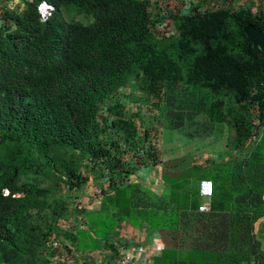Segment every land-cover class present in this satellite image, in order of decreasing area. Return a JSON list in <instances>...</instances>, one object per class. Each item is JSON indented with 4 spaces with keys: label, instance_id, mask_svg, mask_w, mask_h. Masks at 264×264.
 <instances>
[{
    "label": "trees",
    "instance_id": "16d2710c",
    "mask_svg": "<svg viewBox=\"0 0 264 264\" xmlns=\"http://www.w3.org/2000/svg\"><path fill=\"white\" fill-rule=\"evenodd\" d=\"M40 2L52 7L43 21ZM68 8L90 21H65ZM170 19L171 33L156 38L146 0L0 2V264H36L37 248L43 263L69 253L65 242L85 233L82 209L49 204V189L21 175L44 169L76 190L85 167L100 170L109 188L102 209L86 216L93 236L117 220L141 221L162 242L151 264H264V54L242 31L264 29V8L193 9ZM131 76L147 96L167 82L195 88L192 108L232 129L234 154L202 164L188 155L159 160L119 105L105 108ZM128 151L149 161L130 166L120 159ZM30 156L40 160L35 167ZM147 164L159 166L161 193L128 179ZM200 180L211 184L204 212Z\"/></svg>",
    "mask_w": 264,
    "mask_h": 264
},
{
    "label": "rangeland",
    "instance_id": "374dc122",
    "mask_svg": "<svg viewBox=\"0 0 264 264\" xmlns=\"http://www.w3.org/2000/svg\"><path fill=\"white\" fill-rule=\"evenodd\" d=\"M22 1L0 0L2 4L9 7ZM146 1L150 17L157 19L154 33L156 38L171 33L173 25L170 15L188 14L193 9L205 11L217 7L230 8L226 0H219V2L215 0ZM63 17L65 21L77 20L82 24L90 21V16L74 14L70 8L64 9ZM197 96L195 88L180 81L165 83L156 97L147 96L138 88L136 80L131 76L126 85L120 87L115 95L107 99L105 108L113 104L119 105L124 117L136 126L140 140L143 137L144 141H139V144L146 146L150 143L161 161L186 155L190 161L198 164L210 160H223L227 157L226 151L229 150L227 144L233 134L232 129L224 123H210L201 111L194 110L192 105ZM203 100L207 101V96ZM104 112L107 120H110L111 114L105 110ZM110 137L117 139L122 145L118 134H111ZM1 150L0 148V152ZM31 158L28 159L33 161L32 167H35L40 160L34 156ZM120 159L130 166L132 161H149L143 155L142 157L132 156L129 151L122 154ZM99 171L88 170V167H85L87 180L76 190H68L62 180L55 179L44 169L36 172L26 168L21 175V180L42 189H49L45 193V199L49 204L57 201L72 211H78L82 209V205L98 207L105 203L109 193L108 180L107 177L101 176ZM158 175L159 166L147 164L132 170L128 174V179L158 194L163 190ZM119 177H116L118 183L121 182ZM105 222L109 220L105 219ZM259 240V247L264 252V235ZM36 252L39 260L35 263L42 264L43 262H39L42 248H37Z\"/></svg>",
    "mask_w": 264,
    "mask_h": 264
},
{
    "label": "crops",
    "instance_id": "0c3cea01",
    "mask_svg": "<svg viewBox=\"0 0 264 264\" xmlns=\"http://www.w3.org/2000/svg\"><path fill=\"white\" fill-rule=\"evenodd\" d=\"M227 4L230 6L229 9L234 10L249 8L255 11L264 8V0H229ZM226 153L227 157L223 160L234 154L230 149ZM101 209V206L82 205L80 229L85 232L84 235L73 241H66L69 253L60 249L61 256L52 258L49 264H108L124 251H130L135 256L137 264H151V257L158 254L162 247L159 235L149 230L141 221L117 220L109 230H104L95 237L92 231L86 228V216ZM78 219L79 217L75 219V225H78ZM98 220L99 223L105 222L101 217Z\"/></svg>",
    "mask_w": 264,
    "mask_h": 264
},
{
    "label": "built area",
    "instance_id": "2783aa9c",
    "mask_svg": "<svg viewBox=\"0 0 264 264\" xmlns=\"http://www.w3.org/2000/svg\"><path fill=\"white\" fill-rule=\"evenodd\" d=\"M52 7L44 2H40L37 5V11L39 14V18L41 21H43L51 11ZM211 193V184L208 180H200L199 182V195L201 197V202L197 205V211L204 212L209 209L208 204V197ZM74 223L76 220H73ZM79 221V219H78ZM53 259L56 258V256L52 257ZM51 258V259H52ZM108 264H137V260L135 256L130 251H124L119 253L111 262ZM248 264H253L252 261H250Z\"/></svg>",
    "mask_w": 264,
    "mask_h": 264
},
{
    "label": "water",
    "instance_id": "95a60500",
    "mask_svg": "<svg viewBox=\"0 0 264 264\" xmlns=\"http://www.w3.org/2000/svg\"><path fill=\"white\" fill-rule=\"evenodd\" d=\"M242 31L252 47H257L264 54V29L260 30L252 24L242 27Z\"/></svg>",
    "mask_w": 264,
    "mask_h": 264
},
{
    "label": "clouds",
    "instance_id": "9594fccd",
    "mask_svg": "<svg viewBox=\"0 0 264 264\" xmlns=\"http://www.w3.org/2000/svg\"><path fill=\"white\" fill-rule=\"evenodd\" d=\"M45 3V2H44Z\"/></svg>",
    "mask_w": 264,
    "mask_h": 264
}]
</instances>
